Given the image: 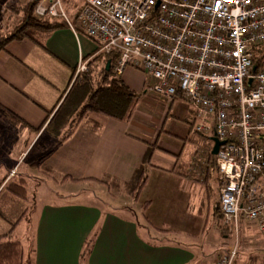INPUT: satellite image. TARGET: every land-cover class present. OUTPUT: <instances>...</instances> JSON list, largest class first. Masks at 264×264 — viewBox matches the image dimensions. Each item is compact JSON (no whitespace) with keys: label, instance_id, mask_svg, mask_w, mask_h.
Here are the masks:
<instances>
[{"label":"crops","instance_id":"1","mask_svg":"<svg viewBox=\"0 0 264 264\" xmlns=\"http://www.w3.org/2000/svg\"><path fill=\"white\" fill-rule=\"evenodd\" d=\"M30 1L33 0H0V17L9 13L15 15L16 21H21L22 7ZM70 5L72 8L69 13L73 16L78 4L71 0ZM2 23L0 18V27ZM99 54L94 42L65 26L52 29L43 46L23 39L8 42L0 50V104L17 113L27 124L18 129L5 126L0 121V157L3 153L10 157L17 147V135L22 132L28 133L30 138L27 143H34L33 146L43 135H47L54 145L48 151L49 154L47 152L41 155L43 159L38 163V167L44 169L43 173L58 187L57 190L61 187V175H67L66 179L77 183H100L106 179L123 186L131 181L135 169L143 162V157L149 149V142L129 132L137 103L126 121L94 116L93 112L87 113L62 143L59 142L60 136L53 137L46 129L58 102L61 101L59 99L70 86L79 56L91 63ZM106 57L101 54L103 60ZM100 61L101 65L102 60ZM121 79L131 91L144 92V96L148 93L145 92L144 73L130 68ZM169 107L185 124L188 136L198 135L209 141V137L194 131L196 118L189 104L176 99L169 103ZM190 117L192 122L185 121ZM142 119L151 122L149 118ZM153 136L156 137V134ZM192 139L195 140V137ZM207 147L201 152L202 156H194L191 163L176 159L166 168L150 164L148 158L146 163L144 162L145 182L137 194L139 211L126 206L117 210L102 207L91 202V198L87 197V194L90 196L89 192L82 193L85 201L79 198L81 202L61 204L60 192L57 196L49 192L46 198L42 197L43 203L36 225L31 227L32 242L30 240L31 243L27 247L21 243L24 256L28 257L30 264H213L224 250L219 246L220 235L217 230L218 225L221 226L222 223L219 211V182L213 161L207 154ZM24 151L25 149L20 154ZM18 158L19 156H15V161L7 165L0 164V171L2 172L3 168H13ZM192 165L200 167L203 178L208 176L209 165L216 172L218 198L213 208V217L217 223L214 228V242L198 239L195 244L192 240L195 237L193 231L173 227L169 219L164 218L166 214L174 213L171 211L177 209L178 213H184L185 228H192L193 215H188V210L194 205V197L193 201L187 198V188L193 180L190 174L195 173ZM27 171H31V168ZM5 176L6 174L2 179ZM22 200L24 199L20 201ZM181 200L184 201L180 205ZM0 204V221L6 225V231L2 229L0 236L6 235L5 240L11 239L15 230L8 233L11 224L15 223L17 226L21 222V213L17 211L16 203L11 199ZM67 212L72 213L80 223L75 225L67 222L68 219L63 216ZM195 212H200L199 207ZM250 226L260 234L254 226ZM66 231L75 232V238L65 240ZM260 236L264 237L262 234ZM178 237L185 241L181 242ZM88 238L91 249L87 256L83 257L80 249ZM207 244H210L209 247H206ZM61 246L65 247L63 254ZM195 246H199L201 250L198 251ZM214 249V253L206 255ZM263 255L264 246L252 251L250 256L239 264H259V258ZM234 264L238 263L235 261Z\"/></svg>","mask_w":264,"mask_h":264},{"label":"built area","instance_id":"2","mask_svg":"<svg viewBox=\"0 0 264 264\" xmlns=\"http://www.w3.org/2000/svg\"><path fill=\"white\" fill-rule=\"evenodd\" d=\"M36 0L34 15L81 32L115 74L132 68L145 89L195 113L194 131L222 142L210 151L219 182L222 224L238 231L241 220L264 235V0ZM79 56L73 80L88 70ZM236 246L213 264H234Z\"/></svg>","mask_w":264,"mask_h":264},{"label":"rangeland","instance_id":"3","mask_svg":"<svg viewBox=\"0 0 264 264\" xmlns=\"http://www.w3.org/2000/svg\"><path fill=\"white\" fill-rule=\"evenodd\" d=\"M6 17L8 20L7 22ZM0 18H2L3 22L0 27L1 40L3 36L12 30V26L17 25L20 21H16L17 19H15V15H10L9 13L8 15L3 14V16ZM12 19L13 21H11ZM76 34L82 33L76 32ZM99 59L103 61L102 58ZM100 62V60L97 62L95 60L91 63V78L94 77L95 71H97L96 68H98L97 66H100ZM72 81L73 77H71L70 85ZM132 92L135 94V97L132 99V103L134 105L137 102V106L134 111V117L131 118L132 121L129 132L149 142L148 162H150V164L162 165V167L166 168L172 164L173 160L175 161L176 159L191 163L192 160L194 161V156L200 158L202 156L201 152L203 149H205L206 146H210L208 139L203 140L202 137L198 135L193 136L189 134L188 136L186 134L185 124L182 122V120H179L175 114H173L172 110L170 111L168 102L158 99L157 96L152 93H147L144 96V92ZM79 96H83V90L80 88H74L68 98V101H66L65 105L63 106V116L69 110V108L72 107L74 103H76L77 99H79ZM59 100H61V98ZM80 107L81 104L78 106V108L80 109ZM94 116L105 117V115L100 113H95ZM144 117L151 119V122L143 120L142 118ZM185 121L192 122V118H187ZM2 123L5 126L9 125L3 121ZM73 124L74 122H71L70 124L66 125L63 129V134L68 132L69 129H72ZM11 127L20 129L22 126L15 125ZM155 127H157V130H155ZM27 134L22 132L17 135V147L15 148V151L12 150L14 152L9 155L10 157H8V154L6 155L4 153L1 154L0 157V164L7 165V163H10L11 161H15V156L16 158L19 156L17 163L13 168H3L2 172L0 171L2 174L0 175V192L2 191L0 194V203L9 202L11 199V201L16 203L17 211L21 213L20 217L22 219L17 226L15 223L11 224V230L8 233L15 229L11 239L17 240L25 247H27V245L32 242L30 237L32 234L31 227L32 225H36L38 212L41 204L43 203V198H46L49 192H52L56 196L60 192L61 204L81 202L80 199L84 200L82 193L89 192L90 196L87 194V197L91 198V202H94L95 204L102 207H110L117 210L122 206H126L135 208L138 211L140 210L139 198H137V196H133L131 192L134 188V185L130 188L126 187L123 189L120 186L115 187L112 184L105 186L101 183L93 182L77 183L70 179H66L61 175V187L59 190H57L58 187H56L52 180L43 173L44 169L38 167V163H40V161L43 159L41 155L52 149L51 147L54 145L53 140H49L47 135H43L33 146L34 143L30 145L27 143L30 138V136ZM155 134L156 137L153 136ZM209 136L210 135L206 136V138ZM192 137H195V140H193ZM47 139L48 141H46ZM24 149L25 151L23 154H20ZM49 153L50 152H48V154ZM190 167L191 165L189 168ZM28 168H31V171H27ZM192 168L195 169V173L190 174V176H193V180L190 179L191 181L189 188H187V198L193 201L194 197V205L192 206L191 210H188V215H193L192 228H185L186 225L184 223V213H178L179 210L177 209L171 211L174 213L166 214L164 218L169 219L173 227H181L183 229L193 231L195 233V237H193L194 239L192 240L195 242V244L198 243V239L205 242L209 241V243L210 241L214 242L216 237H214V228H216L217 223L216 219L213 217V208L218 198L216 172L214 168L209 165L208 176L203 178V172H201L200 167L192 165ZM197 169L198 172L196 173ZM149 170H151V168H149ZM4 174H6V176L2 179ZM112 193L114 195H112ZM135 198H137V202ZM21 199L24 200L20 201ZM183 201H179V204L181 205ZM197 207L200 209L198 214L195 212ZM181 208L183 210L182 206ZM16 216L17 214H15V217ZM63 216L68 219L67 222L69 223H74L75 225L80 223V221H78L72 213L67 212L64 213ZM220 224L221 226L218 225L219 228L217 229L220 235L218 239L219 246H221L224 251L236 246L237 256L239 258L236 257L235 261L238 264L239 262H242L244 258L247 259L248 255L250 256L252 251L264 246V237L260 236V234H257L246 221H240L238 231H233L224 224ZM4 226H6L5 223L0 221V233L2 229H4ZM221 227L224 229H221ZM4 231L6 230L4 229ZM64 235L65 240L74 239L76 236L75 232L67 231ZM179 239L181 242L185 241V239ZM84 244L85 245L82 246L80 251L81 255L86 257L91 249L89 246L91 245L90 239L88 238ZM208 245L210 244H207L206 247H209ZM198 247L199 246H195V248L200 251L201 248ZM64 249L65 247L61 246V254H63ZM214 251L215 249L209 253H206V255L214 253Z\"/></svg>","mask_w":264,"mask_h":264},{"label":"trees","instance_id":"4","mask_svg":"<svg viewBox=\"0 0 264 264\" xmlns=\"http://www.w3.org/2000/svg\"><path fill=\"white\" fill-rule=\"evenodd\" d=\"M64 1L67 10H70V8H72V5H70L71 0ZM35 4L36 0H33L22 7L21 21L17 25L12 26V30L1 38L0 50L3 49L8 42L23 39L31 40L35 44L43 46L50 31L56 27L63 26L62 23L56 20L35 16L33 13ZM99 58H101V54L95 57L93 61ZM263 59L264 44L256 50L254 61L256 64H260ZM108 60L109 58L106 57L102 61L103 63L99 67L97 66L98 68H96L97 71H95L93 78H91V66H89L92 62H88L89 70L79 74L71 82V85L64 96L61 97L59 105L46 125V129L50 135L53 137L60 136L59 142L66 140L72 134L73 130L87 113H100L120 121H126L131 116L132 110L135 106V104L133 105L132 103L135 94L124 84L121 77L115 74L112 59L110 60L109 68L106 69L105 66ZM74 88L82 89L84 97L79 96L76 103H74L63 116V106L66 101H68ZM80 104L81 107L79 109L78 106ZM0 121L6 122L11 126L27 125L17 113L2 104H0ZM71 122H74L72 129H69L68 132L63 134L64 127ZM148 156L149 149H147L145 156L143 157V162H141L139 167L135 169L131 181L126 185H118L108 182L106 179L101 180L100 183L105 186H108L109 184H112L115 187L120 186L123 189L126 187L130 188L134 185L131 192L133 196L136 197L145 182L144 162L146 163ZM209 158L212 159L211 156H209ZM63 177L67 178L68 176L63 175ZM112 195L114 194L112 193ZM5 236L6 235L0 236V264H30L28 257L24 256L22 245L17 240H5ZM259 264H264V255L259 258Z\"/></svg>","mask_w":264,"mask_h":264},{"label":"water","instance_id":"5","mask_svg":"<svg viewBox=\"0 0 264 264\" xmlns=\"http://www.w3.org/2000/svg\"><path fill=\"white\" fill-rule=\"evenodd\" d=\"M109 66H110V60H108V61L106 62V66H105L106 69H108ZM209 139H210L211 142H213V146H212V149H211V151H210V154H211V155H214V154H216V152H217L218 146H219L222 142L218 141L217 138H216L215 136H211Z\"/></svg>","mask_w":264,"mask_h":264}]
</instances>
